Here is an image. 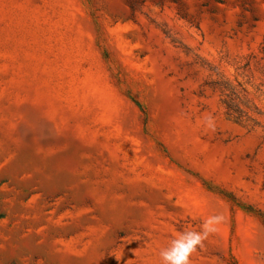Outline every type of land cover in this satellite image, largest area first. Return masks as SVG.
<instances>
[{
  "label": "rangeland",
  "instance_id": "obj_1",
  "mask_svg": "<svg viewBox=\"0 0 264 264\" xmlns=\"http://www.w3.org/2000/svg\"><path fill=\"white\" fill-rule=\"evenodd\" d=\"M264 264V0H0V264Z\"/></svg>",
  "mask_w": 264,
  "mask_h": 264
},
{
  "label": "clouds",
  "instance_id": "obj_2",
  "mask_svg": "<svg viewBox=\"0 0 264 264\" xmlns=\"http://www.w3.org/2000/svg\"><path fill=\"white\" fill-rule=\"evenodd\" d=\"M225 222L223 214L207 217L201 230L184 231L171 239L167 247L161 249V264H190V258L211 234L216 233Z\"/></svg>",
  "mask_w": 264,
  "mask_h": 264
}]
</instances>
